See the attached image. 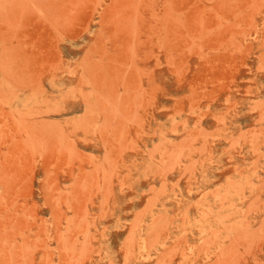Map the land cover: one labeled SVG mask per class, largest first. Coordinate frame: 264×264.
Here are the masks:
<instances>
[{"label": "rangeland", "instance_id": "rangeland-1", "mask_svg": "<svg viewBox=\"0 0 264 264\" xmlns=\"http://www.w3.org/2000/svg\"><path fill=\"white\" fill-rule=\"evenodd\" d=\"M0 264H264V0H0Z\"/></svg>", "mask_w": 264, "mask_h": 264}]
</instances>
